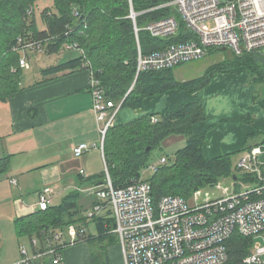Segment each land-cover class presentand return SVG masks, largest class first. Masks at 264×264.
Returning <instances> with one entry per match:
<instances>
[{
    "label": "trees",
    "instance_id": "trees-1",
    "mask_svg": "<svg viewBox=\"0 0 264 264\" xmlns=\"http://www.w3.org/2000/svg\"><path fill=\"white\" fill-rule=\"evenodd\" d=\"M38 1L0 0V101H6L10 95L24 88L20 52L28 55L32 47L20 48L19 39L24 40L22 46L40 44L42 51L49 55L65 52L68 50L66 44L76 42L84 50L83 54L42 69L43 79L40 82L91 68L105 100L121 105L120 110L129 107L143 112L127 122L114 123L107 130L104 155L116 187L142 179L145 169H150L152 163L160 162L164 156L154 162L153 150L172 133L183 134L185 145L173 157L166 158L167 161L160 164L157 170H151L149 177L143 178L151 184L155 200L164 195H179L188 199L196 190L208 188L223 178L234 179V175L239 173V162L235 165L230 153L208 157L205 151L208 132L194 131V127L206 119L200 91L216 72H228L236 66H245L254 79L264 80V51L237 55L228 49H214L211 53L223 50L228 57L209 67L203 77L184 83L178 82L175 67L144 70L137 76L138 50L131 9L140 12L154 5L155 0H53V5L42 11V27L37 26L35 18L29 22L34 13L31 7ZM168 15V9H161L137 16L136 25L144 53L164 49L172 42L184 39L183 28L178 35L165 38L153 37L145 30L150 21ZM174 88L193 93L194 99L165 107L159 112H145L146 100L164 95ZM153 117L157 120L153 121ZM258 136L259 131L248 135L242 148L245 153L264 146V139L251 142ZM0 165V169L5 167V163ZM96 176L82 178L80 184L94 183ZM105 177L103 170L97 178L103 180ZM82 197L79 189L71 190L59 204L20 218V235L39 237L72 223L89 225L90 221H95L101 233L116 238L112 232L115 228L110 215L112 211L88 220L80 203ZM251 246L252 238L236 232L229 241V264H243Z\"/></svg>",
    "mask_w": 264,
    "mask_h": 264
},
{
    "label": "built area",
    "instance_id": "built-area-1",
    "mask_svg": "<svg viewBox=\"0 0 264 264\" xmlns=\"http://www.w3.org/2000/svg\"><path fill=\"white\" fill-rule=\"evenodd\" d=\"M161 9H168L169 15L150 21L145 30L153 37L165 38L178 35L183 28L184 39L164 49L144 53L137 16ZM130 17L137 39V76L144 70L176 67L202 58L214 49H228L237 55L264 50V0H155L154 5L140 12L132 8ZM23 42L19 39L20 48L24 50L37 47L42 51L40 44L22 46ZM65 46L68 50L84 52L76 42ZM19 63L22 68L30 67L24 57ZM90 90L100 123V148L106 177L90 186L97 200L86 212V217L93 220L101 216L102 209L105 213L112 211L113 231L125 264H229V241L236 232L252 238L251 250L243 258V264H264V170L261 162L264 146L255 147L239 161L237 179L223 178L214 185V191L217 189L220 193L213 191L209 195L198 189L188 199L164 195L155 200L151 184L143 178L115 186L104 155V141L121 105L105 100L94 75ZM156 120L153 117V121ZM95 146V143H80L74 148V155L81 157ZM166 161V157H162L160 162L150 165V170H157ZM244 176L254 177L255 182L247 185L241 182L240 189L236 185ZM10 181L18 182L16 178ZM53 194L54 188L46 186L43 189L39 195L40 210L49 208ZM89 234L90 225L72 223L52 233L30 237L31 245L21 243L20 258L11 264H61L63 247Z\"/></svg>",
    "mask_w": 264,
    "mask_h": 264
},
{
    "label": "crops",
    "instance_id": "crops-1",
    "mask_svg": "<svg viewBox=\"0 0 264 264\" xmlns=\"http://www.w3.org/2000/svg\"><path fill=\"white\" fill-rule=\"evenodd\" d=\"M79 55V51L72 53L60 63ZM92 78L90 69L58 75L44 82H40L43 79L40 77L37 81L23 82V89L6 101H0V164L5 163L0 169V264H11L20 258L21 243H28L31 238L20 235L18 220L40 210L39 195L46 186L54 188L51 205L59 204L74 189H83L82 198L87 200L85 210L97 200L89 189L93 183L80 184L82 178L92 175H97L94 182L97 183L98 174L103 171L92 164V159L97 155L101 158V153H90L98 147L101 135L93 109ZM210 89L205 88L202 93ZM181 98L182 95L174 97L170 91L146 100L144 110L159 112L183 103ZM192 99L194 95L188 97V101ZM253 102L246 91L234 94L226 88L221 93L207 94L204 100L206 119L197 124L194 131L208 132L205 147L208 157L237 153L239 162L247 154L242 148L248 135L256 131L257 124L264 127V121L254 118L257 106L252 107ZM127 110H120L114 123L127 122L143 113L133 112L135 110L131 108ZM84 142L96 144L84 154L87 161L82 160L84 155H74V148ZM261 162L264 170V153ZM81 164L86 165L88 172L81 168L79 177L71 174L76 171V165L80 167ZM12 178L17 179V184L11 183ZM245 178L240 179L238 188L241 189V182L246 185L255 182L254 177ZM95 224V230L90 231L87 238L63 247L61 264H125L116 238L104 235Z\"/></svg>",
    "mask_w": 264,
    "mask_h": 264
},
{
    "label": "rangeland",
    "instance_id": "rangeland-1",
    "mask_svg": "<svg viewBox=\"0 0 264 264\" xmlns=\"http://www.w3.org/2000/svg\"><path fill=\"white\" fill-rule=\"evenodd\" d=\"M53 5V0H39L35 5H33L31 8H34V13L31 16L32 18L29 19V22L31 19L35 18L37 26L42 27L44 25V21L41 17L43 9H45L48 6ZM180 19V18H179ZM212 25V23H210ZM78 50H67L65 52H62L57 55H49L45 53V51H39L34 48L30 49L29 54L27 55L24 51L20 52L21 56L24 57L29 63L30 67L29 68H23L22 71V81L23 82H33L37 81L40 77H43L42 74V69H45L49 67L50 65H55L57 63H60L61 61H64L65 59L69 58L72 56V53H77ZM230 52V51H228ZM230 58L231 55L229 54ZM228 54L223 53V50L217 51V52H212L202 58L177 65L174 68L176 78L178 79V82L184 83L188 81L189 79H195V78H200L203 77L206 72L210 69L212 65L221 62L224 58H227ZM209 68V69H208ZM92 71L91 68H88ZM238 71L241 74H236ZM241 76V77H238ZM211 79V81L203 88L210 89L209 92H203V89L200 91L201 97L203 98V101L207 97L208 93H221L223 90L226 88L228 89L229 93L237 94V93H242V92H248V94L252 97V100L254 101L253 104L251 105L254 107L255 105L257 106V110L254 114V118L256 120H262L264 121V80L263 79H254V76L249 72V70L245 66H237L236 69L233 71H228V72H216ZM172 91V95L174 97H178V95H182L181 100L183 102L188 101V97L191 96L193 98V93L187 92L180 90L179 88H174ZM170 93V91L166 92L165 94ZM182 93V94H180ZM166 98V97H164ZM226 100V99H224ZM161 102L162 100L159 99ZM127 109H130L129 107H123L121 110L122 111H129ZM121 111V112H122ZM133 112H138V111H133ZM254 120V119H252ZM255 122V120L253 121ZM256 131H259V136L257 138H252L251 142L253 143L254 140H263L264 139V127H261L257 124V127H255ZM101 143H102V137L100 135L99 137V142L98 147L95 149H92L90 153L92 152H97L101 153V158L99 155L97 157H94L92 159V164L93 165H98L100 166L101 170H105V162L104 158L102 155V152H100L101 148ZM186 143V137L181 134V133H172L168 136H166L162 142L161 145L153 150V161L158 162L162 156L166 158H170L174 156V153L181 147H183ZM100 148V149H99ZM102 151V150H101ZM208 155V154H207ZM96 156V155H95ZM83 161H87V155H84L82 157ZM233 163L236 165L238 160H239V155L237 153L233 154L232 156ZM85 163V162H84ZM86 164V163H85ZM85 164L76 165V171H73L71 174H76L79 177V171L80 169H84L86 172H88L87 167ZM239 172V170H238ZM152 174V171L147 168L142 172V178H147ZM228 179V178H227ZM222 180V179H221ZM214 185L211 187V185L208 188H202L204 193L208 192L209 195H212L211 192L214 191ZM215 194L220 193L219 190L214 191ZM194 194V193H193ZM193 196V195H192ZM191 196V197H192ZM190 197V198H191ZM87 200L84 198L80 199V203L85 207V203ZM91 209V208H89ZM88 209V210H89ZM88 210H84V213L86 215V212ZM105 210H101L99 212L100 215L104 214ZM112 217V213L110 214ZM96 222L95 221H90V231L95 230L96 227ZM113 234L114 231L112 230ZM67 236V235H66ZM26 240V239H25ZM117 243L120 245L118 237L116 236ZM27 241V240H26ZM31 245L30 239L27 241ZM26 243L27 245H29Z\"/></svg>",
    "mask_w": 264,
    "mask_h": 264
},
{
    "label": "water",
    "instance_id": "water-1",
    "mask_svg": "<svg viewBox=\"0 0 264 264\" xmlns=\"http://www.w3.org/2000/svg\"><path fill=\"white\" fill-rule=\"evenodd\" d=\"M264 51V50H263ZM149 149V148H148ZM234 179H237V175H234ZM213 186V184L211 185V187Z\"/></svg>",
    "mask_w": 264,
    "mask_h": 264
},
{
    "label": "bare ground",
    "instance_id": "bare-ground-1",
    "mask_svg": "<svg viewBox=\"0 0 264 264\" xmlns=\"http://www.w3.org/2000/svg\"><path fill=\"white\" fill-rule=\"evenodd\" d=\"M229 262H230V260H229Z\"/></svg>",
    "mask_w": 264,
    "mask_h": 264
}]
</instances>
